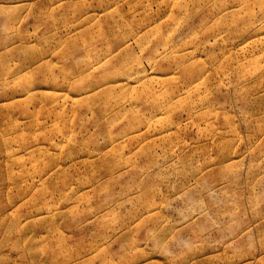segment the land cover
<instances>
[{"label": "rangeland", "instance_id": "rangeland-1", "mask_svg": "<svg viewBox=\"0 0 264 264\" xmlns=\"http://www.w3.org/2000/svg\"><path fill=\"white\" fill-rule=\"evenodd\" d=\"M0 264H264V0H0Z\"/></svg>", "mask_w": 264, "mask_h": 264}]
</instances>
